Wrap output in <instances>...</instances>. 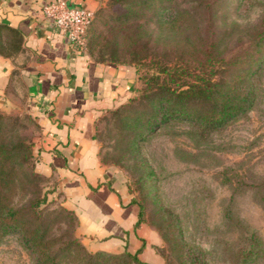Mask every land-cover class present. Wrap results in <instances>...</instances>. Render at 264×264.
Masks as SVG:
<instances>
[{
	"label": "rangeland",
	"instance_id": "374dc122",
	"mask_svg": "<svg viewBox=\"0 0 264 264\" xmlns=\"http://www.w3.org/2000/svg\"><path fill=\"white\" fill-rule=\"evenodd\" d=\"M164 4L177 13L173 24L159 21L152 13L153 5L106 0L86 32L84 48L100 60L103 37L116 35V17L131 7L136 16L128 22L141 25L142 43L146 41L149 51L163 61L183 56L195 64L210 44L218 58L240 56L245 60L243 68L261 59L250 76L254 101L245 113L221 127L206 129L194 121L171 119L144 134L136 145L128 120L143 116L146 102L128 101L98 122L100 157L120 170L127 188L142 204L144 220L159 233L162 242L155 252L160 264L186 260L242 264L250 245L256 252L245 264H264V0H172ZM228 69L227 79L242 73L238 65ZM137 87H143L141 80ZM139 95L135 91L133 97ZM35 130L34 122L25 116L0 114V141L11 144L24 139L32 153L24 168L17 170L13 205H27L38 190L48 191L47 204L41 206L43 217L59 244L75 234L74 224L59 217L61 195L51 179L38 173L36 181H29ZM0 264L35 263L15 234L0 232Z\"/></svg>",
	"mask_w": 264,
	"mask_h": 264
},
{
	"label": "crops",
	"instance_id": "0c3cea01",
	"mask_svg": "<svg viewBox=\"0 0 264 264\" xmlns=\"http://www.w3.org/2000/svg\"><path fill=\"white\" fill-rule=\"evenodd\" d=\"M49 0H0V113L25 116L35 171L51 179L77 219L75 234L90 251L138 253L160 264L162 240L147 222L124 177L100 157L97 125L134 96L133 65L95 60L47 23ZM106 0H68L96 13Z\"/></svg>",
	"mask_w": 264,
	"mask_h": 264
},
{
	"label": "trees",
	"instance_id": "16d2710c",
	"mask_svg": "<svg viewBox=\"0 0 264 264\" xmlns=\"http://www.w3.org/2000/svg\"><path fill=\"white\" fill-rule=\"evenodd\" d=\"M124 1L130 6L153 5L152 13L164 24H173L176 21L174 7L164 4L172 0ZM130 8L123 9L116 17V35L111 39L103 37L105 42L100 47L102 58L99 61L133 65L138 81L141 80L143 84L142 88L135 89L140 95L128 100L146 102L143 116L129 117L130 119L127 117L129 126L135 130V145L144 134L171 119L190 120L206 129H214L246 112L255 96L250 76L256 72L261 59H254L253 65L243 68L245 60L240 56L218 58L213 55L214 46L210 44L202 59L195 64L193 59L183 56L163 61L149 51L146 41L142 43L141 25L128 22L130 16H136ZM112 32L113 30L110 31V36ZM105 48L107 49L103 50ZM137 65L141 66L142 71ZM230 65H238L242 73L232 79L225 78L224 73L229 70ZM121 107L122 105L113 112L119 111ZM31 155L30 145L24 139L18 138L11 144L0 141V232L15 234L35 264H151L141 260L137 252L90 251L78 240L76 234L68 235L58 244L59 239L50 235V225L46 223L41 207L47 204L48 191L40 193L38 190L36 197L30 199L27 205L15 207L12 190L17 182V170L24 168ZM149 172L152 173L151 170ZM38 176L32 165L28 174L29 181H36ZM129 192L132 193L130 190ZM133 200L139 206L138 222H146L142 204L134 194ZM60 211L59 217L71 225L74 224L75 233L76 216L65 207ZM255 252L254 246L250 245L243 253L241 263L249 262ZM184 264L192 263L191 260H186Z\"/></svg>",
	"mask_w": 264,
	"mask_h": 264
},
{
	"label": "built area",
	"instance_id": "2783aa9c",
	"mask_svg": "<svg viewBox=\"0 0 264 264\" xmlns=\"http://www.w3.org/2000/svg\"><path fill=\"white\" fill-rule=\"evenodd\" d=\"M44 20L69 37L72 46L84 48L94 12L83 6H69L68 0H49L41 9Z\"/></svg>",
	"mask_w": 264,
	"mask_h": 264
}]
</instances>
